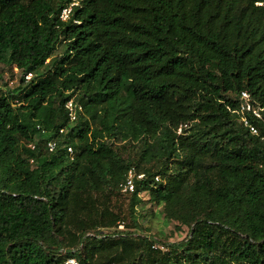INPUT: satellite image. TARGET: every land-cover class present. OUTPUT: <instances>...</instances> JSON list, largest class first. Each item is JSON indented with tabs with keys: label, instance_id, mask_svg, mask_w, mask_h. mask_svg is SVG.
Segmentation results:
<instances>
[{
	"label": "trees",
	"instance_id": "16d2710c",
	"mask_svg": "<svg viewBox=\"0 0 264 264\" xmlns=\"http://www.w3.org/2000/svg\"><path fill=\"white\" fill-rule=\"evenodd\" d=\"M0 64V264H264V0H0ZM130 168L189 226L166 254L101 230Z\"/></svg>",
	"mask_w": 264,
	"mask_h": 264
},
{
	"label": "rangeland",
	"instance_id": "374dc122",
	"mask_svg": "<svg viewBox=\"0 0 264 264\" xmlns=\"http://www.w3.org/2000/svg\"><path fill=\"white\" fill-rule=\"evenodd\" d=\"M60 48L54 51L58 54ZM0 73L5 81L6 88H13L18 84L20 72L15 67L6 64H0ZM141 203L135 204L134 212H131L130 195L121 192L108 191V195H102L99 200L108 207L109 210L120 214V219L112 227H103L104 234L116 232L115 234L126 232L131 236L150 235L151 239L158 238L152 242L147 241L145 250L148 252L150 244L153 248L160 249V253H167L165 244L175 243L185 240L189 234V226L180 224L177 219H169L164 212L163 204L153 202L149 199L148 192H142ZM92 219H98L95 216ZM89 248V247H88ZM111 252V251H109ZM160 256V255H159ZM102 255L98 254L95 258L96 264Z\"/></svg>",
	"mask_w": 264,
	"mask_h": 264
},
{
	"label": "built area",
	"instance_id": "2783aa9c",
	"mask_svg": "<svg viewBox=\"0 0 264 264\" xmlns=\"http://www.w3.org/2000/svg\"><path fill=\"white\" fill-rule=\"evenodd\" d=\"M76 3H71L68 6L64 7L60 13V18L65 20L70 11H71V6ZM32 76V73H27L25 75L26 79H30ZM65 108L67 110V114L69 116V119L73 121L76 118V112L78 109H80V106L72 102V100H68L65 103ZM238 113L241 115V119L243 123L247 126H249V129L251 132L256 133L257 129L256 127L249 122L248 116L261 119L262 118V112L264 111V107H261L260 105H257L254 103L252 100L251 95L247 91H241L240 92V102H239V107L237 109ZM186 126V124L179 125L177 128V133H181L182 129ZM60 132H62V129H60ZM56 141L50 140L47 142V148L49 151H52L55 148ZM33 147V145H30ZM68 152L71 154L72 153V147L68 146L67 147ZM144 177V173H136L133 168H130L127 171V174L124 178V180L120 183V190L123 193H130L134 190L135 188V179H141ZM155 179L158 180V176H155ZM65 264H79L76 258H67L64 261Z\"/></svg>",
	"mask_w": 264,
	"mask_h": 264
}]
</instances>
